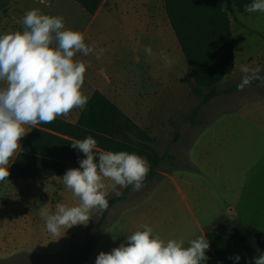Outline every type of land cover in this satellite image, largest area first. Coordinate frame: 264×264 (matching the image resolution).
I'll return each instance as SVG.
<instances>
[{"label": "rangeland", "instance_id": "374dc122", "mask_svg": "<svg viewBox=\"0 0 264 264\" xmlns=\"http://www.w3.org/2000/svg\"><path fill=\"white\" fill-rule=\"evenodd\" d=\"M43 1L5 0L6 11H0V35L17 30L23 31L21 21L17 19L22 20L25 12L35 7L49 11L53 6L52 0ZM225 9L232 18L238 60L244 63L250 57L248 68L250 70L260 68L258 75L264 77V13L257 12L256 15L251 16L253 14L240 13L234 6L230 8L226 5ZM118 17L112 16L103 21L98 19L89 28L90 34L96 28L103 30L101 43L96 50L105 49L104 55L110 57L112 62L101 64L98 60L95 62L87 60L86 63L90 67L86 72L97 77L110 78L113 84L120 86L122 90L131 91L137 97L136 104H146L149 107L151 114L145 119L150 122L157 119L159 122L152 126V130L158 132V152L162 157L161 170L175 177L182 191L186 193V188L180 181L182 175L205 181V175L210 174L198 176L191 169L190 163L194 160L197 159L202 163L203 159H212L215 163L222 159H248L249 156L253 158V143L260 137L255 134L254 129L259 127L264 131V83L260 79L253 78L250 84L238 90L237 85L241 83L245 73L237 70L230 81L221 86L223 91L221 97L213 98L207 106L202 107L194 122L190 120V113L200 99L188 91L189 89L184 92L166 90L171 97L170 102L160 100L145 103L139 96L144 82L140 79L132 82L131 78L133 71L137 73V70H132L129 74L130 71H126L125 67L127 65L128 70L130 65L122 60L123 53L114 51L119 44H125L127 35V24H124L120 14ZM77 31L83 33V28ZM120 49L124 50L123 47ZM248 75H252L251 71ZM2 86L4 84L0 82V87ZM90 94L91 89L86 88L85 95L89 97ZM81 110L74 108L67 116H58V118L75 123ZM182 110L184 113H181ZM139 112L144 113L142 107L139 108ZM172 120L175 121V129L170 123ZM24 127L27 133L20 140V148L10 158L9 171L21 150L24 139L32 129L31 125ZM201 131L204 133L200 136L198 146L188 158L186 152ZM175 132L181 135L177 142L172 140ZM206 138L210 144L200 148ZM239 143L245 146L239 147ZM170 154L175 157L173 162L168 159ZM205 167L208 169L207 166ZM69 169H73V166L69 165L65 172ZM65 172L44 179L12 181L6 178L0 181V264H67L70 257L84 245L86 237L92 231L94 223L99 220L101 213L93 210L89 214L90 220L87 225H76L68 230L61 229L58 236L47 231L45 219L40 215L41 206L47 203L50 212L55 211L58 203L69 207L79 204V199L63 184L62 177ZM104 183L107 200L117 196L115 194L117 190L122 193L125 190L110 179H105ZM162 185L173 191L172 184L167 178L155 177L148 182L150 190L153 191ZM150 202L152 195L146 194L142 189L131 201L115 206L109 217L110 224L105 223L104 230L98 234L96 248L91 252L88 261L83 264H95V259L101 251L108 253L117 247V223H120L128 213H132L133 209L136 212L146 210Z\"/></svg>", "mask_w": 264, "mask_h": 264}, {"label": "crops", "instance_id": "0c3cea01", "mask_svg": "<svg viewBox=\"0 0 264 264\" xmlns=\"http://www.w3.org/2000/svg\"><path fill=\"white\" fill-rule=\"evenodd\" d=\"M52 5L49 11H43L38 7L34 9H39L43 14L62 16L67 29L77 31L83 28L86 43L89 46L95 45L96 49L101 43L103 30L96 28L90 34L91 25L98 19L103 21L112 16L119 18L118 15H121L124 24H127V35L125 44H119L114 48V51L123 53L122 60L130 65L128 70L127 65L125 67L126 71H130L129 74L132 70H137V73L133 71L131 78L132 82L138 79L144 82L139 96L145 103L160 100L170 102L171 97L166 90L173 89L184 92L189 89L188 91L193 94L195 89L193 75L169 22L164 0H103L94 15L88 14L75 0H52ZM255 13L257 12L249 14L254 16ZM230 19L233 31L232 18L230 17ZM149 45L154 53L152 56L147 55L144 51L145 46ZM120 47H123L124 50ZM161 50H164L171 59L170 66H167L158 55ZM75 59H82L85 62L98 60L101 64L112 62V59L104 54L97 59L93 54L84 57L77 53ZM249 65L250 57L244 63L238 60L235 38V66L233 72L218 84L217 89L222 93L217 97H221L223 94L221 86L225 82H229L237 70H241V66L249 67ZM86 88L91 89L89 98L94 91L101 92L126 116L141 128L148 130L150 135L158 140L156 146L158 151V132L152 130V126L159 122L157 119L153 122L145 119L151 114V110L146 104H136L137 97L131 91H124L120 86L114 85L110 78L97 77L89 72L85 73L82 86L84 94ZM204 106L207 104L202 107ZM141 107L144 113L139 112ZM183 111L181 113H184ZM172 122L173 120L170 123ZM254 132L260 137L253 143V158L249 156L248 159H222L215 163L212 159H203L201 160L203 164L197 159L191 162V169L198 176L205 175V173L210 174L205 175V181L194 180L182 175L180 181L185 186L186 193L180 188L177 179L161 168L159 175L155 177L167 178L172 184L173 191L166 189L163 185L157 188V191L150 190L148 182L155 177L144 180L140 190L143 189L146 194H151L152 202L149 203L146 210L136 212L133 209L132 213H128L120 223H117L116 246L118 247L124 242L127 235L137 230L143 231L142 225L151 227L153 233L165 241L183 239L185 247L193 239L208 232H216L231 240L233 255L241 257L238 264H254L253 258H258L261 253H264V131L258 127L254 129ZM202 133L204 131L199 132L198 136L196 135L197 137L188 148L186 152L188 158L198 146ZM209 144L208 138H206L202 141L200 148L207 147ZM242 146L245 145L239 143V147ZM170 155L173 156V154ZM174 160L173 156L172 162ZM128 187L129 190L125 198L114 204L109 210L108 224H110L109 217L112 214V209L122 202L131 201L138 194L139 191H133L131 185ZM97 241L93 249L96 248ZM231 264H237V262L232 259Z\"/></svg>", "mask_w": 264, "mask_h": 264}, {"label": "clouds", "instance_id": "9594fccd", "mask_svg": "<svg viewBox=\"0 0 264 264\" xmlns=\"http://www.w3.org/2000/svg\"><path fill=\"white\" fill-rule=\"evenodd\" d=\"M249 13H264V0H253L244 6ZM17 30L0 35V181L9 175L10 158L20 148V140L27 133L24 125L36 128L40 124L52 123L58 116H67L74 108L83 109L89 97L82 92L86 69L90 67L80 53L99 59L105 52L86 43L82 32L67 29L62 16L43 14L39 9L25 12ZM145 53L154 55L151 46ZM167 66L172 61L164 50L158 54ZM245 73L238 90L250 84L253 78L264 83L258 73L260 68L250 70L241 66ZM251 71L252 75H248ZM71 147L83 153L79 168L69 169L62 177L63 184L79 199L77 206L58 203L55 211L48 210V203L41 206L40 215L45 219L46 229L58 236L61 229L76 225H87L90 212L102 213L108 209L105 194V179H110L120 188L132 186L133 191L143 187L150 162L146 157L127 151H100L97 141L91 136L75 140ZM98 155V162H97ZM117 196L122 192L117 190ZM127 235L126 240L110 252L101 251L95 264H206V251L210 244L205 235L188 242L183 239L167 241L153 233L148 225H142ZM229 259L239 262V255ZM254 264H264V253L254 257Z\"/></svg>", "mask_w": 264, "mask_h": 264}, {"label": "trees", "instance_id": "16d2710c", "mask_svg": "<svg viewBox=\"0 0 264 264\" xmlns=\"http://www.w3.org/2000/svg\"><path fill=\"white\" fill-rule=\"evenodd\" d=\"M4 1H0V11H6ZM75 1L88 14L94 15L103 0ZM252 2L164 0L169 22L193 75V94L200 99L190 113L191 122H194L203 105L222 93L217 86L233 72L235 66V35L225 6H234L245 12L244 6ZM171 124L175 129V121ZM89 135L97 141V149L94 150L97 154L100 151L136 153L150 162L151 167L145 180L159 175L162 157L156 149L157 138L126 116L101 92L94 91L75 123L57 117L52 123L32 127L12 163L9 180L44 179L62 175L69 165L79 168L78 161L85 156L72 148L71 143ZM180 136L179 132H175L173 142H177ZM168 159L172 161L173 156L168 155ZM128 190L129 187L125 188L122 195L108 200V209L101 213L84 245L70 257L67 264H83L88 261L98 234L107 222L109 210L125 198ZM205 236L210 244V249L206 251L209 257L206 264H231V240L216 232H208Z\"/></svg>", "mask_w": 264, "mask_h": 264}]
</instances>
